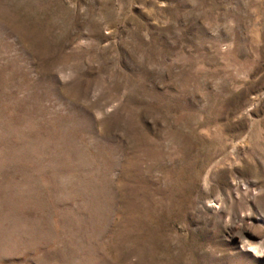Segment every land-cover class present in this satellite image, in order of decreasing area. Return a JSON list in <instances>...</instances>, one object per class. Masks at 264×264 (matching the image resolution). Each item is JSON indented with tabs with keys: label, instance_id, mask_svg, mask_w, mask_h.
Here are the masks:
<instances>
[{
	"label": "rangeland",
	"instance_id": "1",
	"mask_svg": "<svg viewBox=\"0 0 264 264\" xmlns=\"http://www.w3.org/2000/svg\"><path fill=\"white\" fill-rule=\"evenodd\" d=\"M0 264H264V0H0Z\"/></svg>",
	"mask_w": 264,
	"mask_h": 264
}]
</instances>
